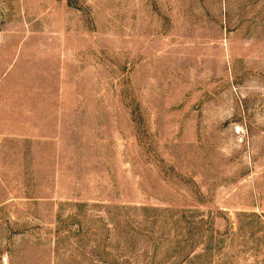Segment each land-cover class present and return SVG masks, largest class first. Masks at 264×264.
<instances>
[{"label": "rangeland", "instance_id": "1", "mask_svg": "<svg viewBox=\"0 0 264 264\" xmlns=\"http://www.w3.org/2000/svg\"><path fill=\"white\" fill-rule=\"evenodd\" d=\"M0 264H264V0H0Z\"/></svg>", "mask_w": 264, "mask_h": 264}]
</instances>
